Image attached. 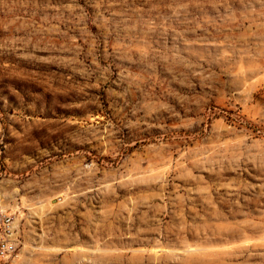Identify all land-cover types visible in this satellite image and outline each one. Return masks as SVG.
Wrapping results in <instances>:
<instances>
[{
	"label": "rangeland",
	"instance_id": "obj_1",
	"mask_svg": "<svg viewBox=\"0 0 264 264\" xmlns=\"http://www.w3.org/2000/svg\"><path fill=\"white\" fill-rule=\"evenodd\" d=\"M0 264H264V0H0Z\"/></svg>",
	"mask_w": 264,
	"mask_h": 264
},
{
	"label": "built area",
	"instance_id": "obj_2",
	"mask_svg": "<svg viewBox=\"0 0 264 264\" xmlns=\"http://www.w3.org/2000/svg\"><path fill=\"white\" fill-rule=\"evenodd\" d=\"M17 249L14 223L11 217L0 216V260L10 258Z\"/></svg>",
	"mask_w": 264,
	"mask_h": 264
}]
</instances>
